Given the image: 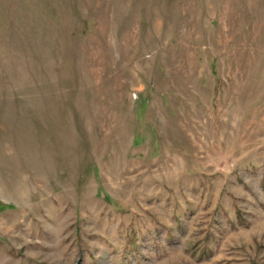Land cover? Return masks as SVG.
<instances>
[{
  "label": "rangeland",
  "instance_id": "rangeland-1",
  "mask_svg": "<svg viewBox=\"0 0 264 264\" xmlns=\"http://www.w3.org/2000/svg\"><path fill=\"white\" fill-rule=\"evenodd\" d=\"M0 264H264V0H0Z\"/></svg>",
  "mask_w": 264,
  "mask_h": 264
}]
</instances>
